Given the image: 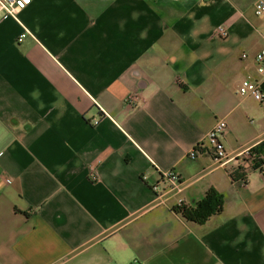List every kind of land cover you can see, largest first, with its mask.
Here are the masks:
<instances>
[{
	"label": "crops",
	"instance_id": "0c3cea01",
	"mask_svg": "<svg viewBox=\"0 0 264 264\" xmlns=\"http://www.w3.org/2000/svg\"><path fill=\"white\" fill-rule=\"evenodd\" d=\"M240 4L30 0L0 22V264H264V107L238 92L264 33ZM220 119L260 168L199 146ZM211 189L207 220L177 210Z\"/></svg>",
	"mask_w": 264,
	"mask_h": 264
},
{
	"label": "built area",
	"instance_id": "2783aa9c",
	"mask_svg": "<svg viewBox=\"0 0 264 264\" xmlns=\"http://www.w3.org/2000/svg\"><path fill=\"white\" fill-rule=\"evenodd\" d=\"M30 0H0V22L8 18H13L20 22V12L28 6ZM255 13L258 16L264 17V0H257L255 5ZM217 35L219 37L228 36V28L226 26H219L217 28ZM28 35L34 36L31 31L24 27V31L21 37ZM257 72L264 79V47L256 55ZM263 81H257L251 76L245 78L240 85L238 92L243 97L252 96L260 101L264 107V88ZM98 123V121H95ZM227 129V123L224 119H220L216 122L214 127L208 133L207 137L203 140L199 146H206L212 151L215 161L218 165H225L230 161H236L241 167L246 170L255 168V157H256V145L250 146L243 150L238 155L229 154L222 141V137ZM259 144H264V138ZM197 149H193L189 154V157L195 158L197 156ZM257 167V166H256ZM257 168H260L259 166ZM161 181L165 184L164 188H160L159 184L154 187L155 190L159 191L162 196H170L176 193H180L184 190L185 185L183 184L179 173L173 169L161 171ZM181 202V200H180ZM184 205H181L183 207ZM131 264H145L142 261H134Z\"/></svg>",
	"mask_w": 264,
	"mask_h": 264
},
{
	"label": "trees",
	"instance_id": "16d2710c",
	"mask_svg": "<svg viewBox=\"0 0 264 264\" xmlns=\"http://www.w3.org/2000/svg\"><path fill=\"white\" fill-rule=\"evenodd\" d=\"M222 198L213 189L209 190L201 201L199 208L195 211L183 206L177 209L187 220L202 222L215 212L221 211Z\"/></svg>",
	"mask_w": 264,
	"mask_h": 264
},
{
	"label": "rangeland",
	"instance_id": "374dc122",
	"mask_svg": "<svg viewBox=\"0 0 264 264\" xmlns=\"http://www.w3.org/2000/svg\"><path fill=\"white\" fill-rule=\"evenodd\" d=\"M256 1L257 0H239V2H241V7L243 9H246V14L248 15V17L252 20V22L256 23L264 33V18L257 17L254 13V5Z\"/></svg>",
	"mask_w": 264,
	"mask_h": 264
}]
</instances>
